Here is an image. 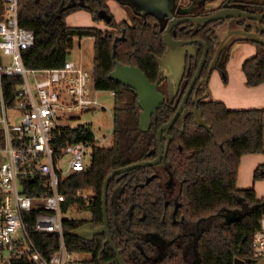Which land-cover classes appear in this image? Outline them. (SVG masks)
Listing matches in <instances>:
<instances>
[{
    "label": "trees",
    "instance_id": "trees-1",
    "mask_svg": "<svg viewBox=\"0 0 264 264\" xmlns=\"http://www.w3.org/2000/svg\"><path fill=\"white\" fill-rule=\"evenodd\" d=\"M174 1L177 5L180 0ZM107 2L18 0V26L31 31L35 39L34 48L22 53L27 68H60L74 38L89 37L94 41L93 85L96 90L114 93L111 146L93 147L89 167L75 172L59 187L66 198L63 212L72 206L89 213L87 218L62 220L66 248L88 255L84 264H118L112 249L104 244V234L85 241L71 233L86 224L103 225V185L109 174L156 158L157 132L175 114L190 81V76L185 77L177 95L166 96L150 129L140 131L141 109L135 91L111 80L109 74L121 63L137 67L151 83L159 79L157 59L166 48L165 25L155 16L138 15L125 5L130 24L116 22ZM81 10L94 21H103L108 29L67 26L66 17ZM2 12L0 3V17ZM228 52L216 65L225 76ZM242 71L249 86L264 84L263 45H256V54L243 62ZM20 82V77L2 78L6 98L15 94ZM166 88L160 83L161 92ZM186 107L190 113L185 120L178 117L168 132L166 165L131 169L110 180L106 213L111 239L124 264H234L235 259L257 264L252 240L264 216V198H257L253 189H238L236 180L240 158L264 152V108L229 110L214 100L196 106L192 94ZM193 109L201 111L204 126L197 124ZM61 136L64 142H93L92 132L85 127L64 130ZM162 143L165 145V139ZM260 169L254 172L255 180L261 176ZM41 185L34 182L26 193H49ZM77 191L90 194L89 199L76 197ZM33 240L44 257L60 242L53 233L35 234Z\"/></svg>",
    "mask_w": 264,
    "mask_h": 264
},
{
    "label": "built area",
    "instance_id": "built-area-1",
    "mask_svg": "<svg viewBox=\"0 0 264 264\" xmlns=\"http://www.w3.org/2000/svg\"><path fill=\"white\" fill-rule=\"evenodd\" d=\"M0 264H84L78 253L67 250L62 220L65 196L62 181L86 170L93 147H104L106 136L92 132L93 142H64L61 133L83 114L103 109L98 96L112 91L96 90L93 72L81 62L66 60L53 69L27 68L23 51L34 48V35L18 26V0H0ZM6 59H3V58ZM3 77H20L15 94H3ZM86 128V127H85ZM41 182L49 193H26ZM88 200L90 194L76 192ZM53 233L59 245L44 257L33 236ZM257 259L264 258V216L253 234Z\"/></svg>",
    "mask_w": 264,
    "mask_h": 264
},
{
    "label": "water",
    "instance_id": "water-1",
    "mask_svg": "<svg viewBox=\"0 0 264 264\" xmlns=\"http://www.w3.org/2000/svg\"><path fill=\"white\" fill-rule=\"evenodd\" d=\"M119 4L130 7L136 14L145 16L153 15L160 22L164 23L166 19H170L168 26L165 29L163 34V42L166 46V51L163 55V58L157 60L159 69L162 72V76L154 83H151L147 77L141 72L137 67L134 66H125L121 63H116L114 70L109 74V78L123 86L133 89L137 96V103L140 112L139 120V129L142 132H147L151 125L153 119H156L157 111L164 104L165 98L164 95L159 92L158 85L163 78H168L170 83L173 85L172 92L175 93L180 86L182 77L184 75L185 69V56L188 53L189 55L196 56L193 48L183 47L184 42L175 41L170 35L171 28L179 23L192 22L196 24H208L214 21L226 20L232 17L243 16L244 14L231 9H221L217 10L212 14L203 17L197 18H180L173 19L174 9L176 8V3L174 0H116ZM141 6V7H140ZM154 12H159L157 15ZM264 16V14L262 15ZM257 19V18H254ZM259 19V18H258ZM253 41L264 44V41L255 37L254 35H247ZM204 47L203 55L199 68L193 77L192 81L189 84L188 89L186 90L180 105L178 106L175 114L170 118V120L161 126L157 132V144H158V154L156 158L151 161L138 162L129 166H126L121 169L114 170L109 174L104 181L103 185V200H102V213H103V225L101 227L95 228L91 224H86L80 228L74 230L71 235L77 238H80L85 241H92L95 236L104 234L106 239L104 244H108L116 256L118 264H124L123 260L120 257L119 251L116 249L108 228V219L106 213V203H107V188L110 180L119 174H122L126 171L136 168H144L155 166L160 163H166L167 150L171 141V137L168 134L169 130L172 128L178 117H181L182 120H185L186 116L190 113L187 110L186 103L190 97V94L194 88L196 80L200 74L201 68L205 62L206 57V47L204 43H201ZM219 51L216 53L215 59L209 66V72H211L215 66L217 59L219 57ZM198 103V100L195 101ZM193 116L198 125L204 126V121L201 117L200 110H193ZM209 130V128H208ZM162 139H165V145L162 143Z\"/></svg>",
    "mask_w": 264,
    "mask_h": 264
},
{
    "label": "rangeland",
    "instance_id": "rangeland-1",
    "mask_svg": "<svg viewBox=\"0 0 264 264\" xmlns=\"http://www.w3.org/2000/svg\"><path fill=\"white\" fill-rule=\"evenodd\" d=\"M218 2L219 1L213 3L212 5L215 6L218 4ZM107 6L116 22H122L126 20L128 21L126 10L116 0H108ZM154 13L157 15L160 14L159 12ZM65 22L69 27L97 28L101 30L108 29L107 25L103 21H94L92 16L83 10L76 11L67 16ZM92 46L91 38L85 37L82 40L79 38H74L73 48L71 49L67 59L70 61L81 62L87 71H92ZM227 51L229 52L225 65L226 76L217 69L212 71L208 82V90L210 93L208 100L222 102L229 110L263 109L264 85L249 86L246 83L242 71L243 62L256 54V48L252 44L239 42L234 44ZM3 59L6 58L4 57ZM98 100L104 107L103 109L94 113L83 114L78 120L69 124V126L86 127L93 131L98 137L106 136L107 141L102 143V146L108 148L112 144L114 98L111 97L107 92H100ZM253 156H255L254 158L257 160L256 163L261 164L256 166L255 163L256 168L254 165L253 168H251L248 157L241 161L238 167L236 181L240 187L245 185L246 187H249L255 183L254 191H256L257 188V196L264 197V152L254 153ZM259 168H261V176L255 180L254 172ZM166 180L167 176L165 178V181ZM238 185L236 183L237 188L239 187ZM64 217L81 219L89 217V213L87 211H83L79 207L70 206L68 214H65ZM78 258L88 260L89 256L80 254ZM235 264L243 263L241 260L235 259Z\"/></svg>",
    "mask_w": 264,
    "mask_h": 264
},
{
    "label": "flooded vegetation",
    "instance_id": "flooded-vegetation-1",
    "mask_svg": "<svg viewBox=\"0 0 264 264\" xmlns=\"http://www.w3.org/2000/svg\"><path fill=\"white\" fill-rule=\"evenodd\" d=\"M217 1H219L218 4L213 6L212 4ZM122 7L127 12L126 7ZM221 9L236 10L244 15L232 17L226 20L214 21L208 24H196L192 22L179 23L174 25L170 31V35L173 40L186 43L183 45V47H191L196 53V56L189 55L188 53L186 54L184 75L182 77L181 83L183 79L188 76H190L189 84L192 81L199 68L204 51V47L201 45V43L205 44V62L191 92L196 106H198L199 102L208 100L205 98L207 94H210L208 90L210 74L216 69L215 66V68L209 72V66L215 59L218 50L220 51L216 65L219 60L223 58L225 51L229 50L236 43L244 42L247 44H252L255 48L258 44L264 46V44L255 42L247 36L249 34L254 35L255 37L264 41V16H262L264 14V0H180L173 11V19L203 17ZM127 15L128 21L126 20L124 22L130 24V16L128 12ZM169 22L170 19H166L164 21V32ZM209 55L211 56L210 60H208ZM161 58H163V56ZM161 76L162 72L160 71L159 78ZM160 83L165 84L167 87L166 92H161L159 90ZM160 83L158 85V90L164 95L165 100L166 96H171L174 98L180 89L179 86V89L173 93V85L170 83L168 78H163ZM196 99L198 100V103L195 102Z\"/></svg>",
    "mask_w": 264,
    "mask_h": 264
},
{
    "label": "crops",
    "instance_id": "crops-1",
    "mask_svg": "<svg viewBox=\"0 0 264 264\" xmlns=\"http://www.w3.org/2000/svg\"><path fill=\"white\" fill-rule=\"evenodd\" d=\"M89 38V37H88ZM83 39V38H82ZM81 39V40H82ZM91 41H92V45L94 44V41H93V39L91 38ZM93 47V46H92ZM93 52V51H92ZM92 56H93V54H92ZM261 85H264V84H261ZM250 155H252V156H250ZM249 158V164L251 165V168H253V165L255 166V163L257 162V160H256V158H254L255 156H253V154H245V155H243L241 158H240V162L241 161H243V160H245L246 158ZM261 162H263V161H261ZM261 164V163H260ZM259 163H256V166H259L260 165ZM239 165H240V163H239ZM256 166H255V168H256ZM255 170V169H254ZM237 173H238V171H237ZM246 178V177H245ZM236 183H237V185H238V182L236 181ZM254 185H255V183H254ZM254 185H251V186H249V187H246V185L245 186H242V187H240V185H238L239 187H238V189H241V190H244V189H253V190H255L254 189ZM253 186V187H252ZM255 193H256V197L257 198H264V197H259V196H257V194H258V192H257V188H256V191H254ZM261 196V195H260ZM242 262V261H241ZM243 263V262H242ZM235 264V263H234ZM257 264H264V258H260V259H258V261H257Z\"/></svg>",
    "mask_w": 264,
    "mask_h": 264
}]
</instances>
